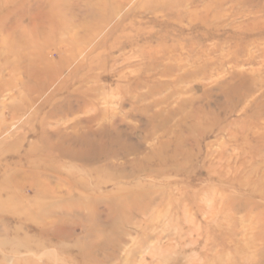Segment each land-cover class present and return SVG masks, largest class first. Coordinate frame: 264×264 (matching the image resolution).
<instances>
[{"label": "rangeland", "instance_id": "rangeland-1", "mask_svg": "<svg viewBox=\"0 0 264 264\" xmlns=\"http://www.w3.org/2000/svg\"><path fill=\"white\" fill-rule=\"evenodd\" d=\"M0 264H264V0H0Z\"/></svg>", "mask_w": 264, "mask_h": 264}, {"label": "bare ground", "instance_id": "bare-ground-1", "mask_svg": "<svg viewBox=\"0 0 264 264\" xmlns=\"http://www.w3.org/2000/svg\"><path fill=\"white\" fill-rule=\"evenodd\" d=\"M34 1L36 3V1H38V0H34ZM29 70H31L30 69V66H29ZM86 106L87 105L84 102H82L81 104H75V105L74 104H71V103H68L64 107V111H66V113H72L73 111L76 110V108H78L79 110L81 109V111H83V110L86 109ZM84 122H86L87 124L90 125V126L89 125L86 126V128L89 131H87V133H85L83 136H81L80 138H78L76 140H73L71 138L64 139V137L59 138L58 139V141H59L58 148H61V144L64 143L63 140H67V142L71 143V145H73L74 142L77 145H79V144L82 145V144L85 143L86 140L90 139L89 138L90 136H96L97 139H102V137H103V138L106 139V141L104 143V146H106V149L102 148L101 156H104L105 157L106 167H110L112 165L111 160L114 159L115 157H117L118 155H120V154L121 155L129 154V153H132V151L136 149V146H133L132 147V150L126 146V143L123 140L122 134L114 127V124L110 125V127H103V126H101V128L99 130L93 132L91 130V125L93 124V119L84 120ZM113 147H117V152L115 150H112ZM58 148L55 147L54 148V151L55 150H59ZM60 152L63 155H66V156H69V157L72 156V158L78 157L80 160L83 159V156H80L81 154L79 152L74 153V152H72L69 149H65V150H62Z\"/></svg>", "mask_w": 264, "mask_h": 264}]
</instances>
